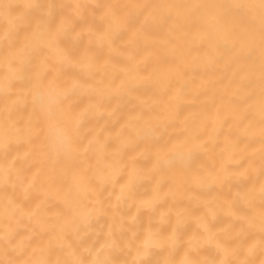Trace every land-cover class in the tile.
I'll list each match as a JSON object with an SVG mask.
<instances>
[{
	"label": "bare ground",
	"instance_id": "6f19581e",
	"mask_svg": "<svg viewBox=\"0 0 264 264\" xmlns=\"http://www.w3.org/2000/svg\"><path fill=\"white\" fill-rule=\"evenodd\" d=\"M0 264H264V0H0Z\"/></svg>",
	"mask_w": 264,
	"mask_h": 264
}]
</instances>
